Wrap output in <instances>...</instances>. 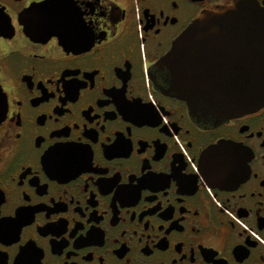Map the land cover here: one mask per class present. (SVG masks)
I'll return each mask as SVG.
<instances>
[{
	"label": "flooded vegetation",
	"instance_id": "1",
	"mask_svg": "<svg viewBox=\"0 0 264 264\" xmlns=\"http://www.w3.org/2000/svg\"><path fill=\"white\" fill-rule=\"evenodd\" d=\"M229 1L0 0V264H264V106L162 62Z\"/></svg>",
	"mask_w": 264,
	"mask_h": 264
},
{
	"label": "water",
	"instance_id": "2",
	"mask_svg": "<svg viewBox=\"0 0 264 264\" xmlns=\"http://www.w3.org/2000/svg\"><path fill=\"white\" fill-rule=\"evenodd\" d=\"M215 50L228 55L212 61ZM162 62L174 76L168 92L185 99L195 113L220 120L263 107L264 7L231 0L204 11Z\"/></svg>",
	"mask_w": 264,
	"mask_h": 264
}]
</instances>
